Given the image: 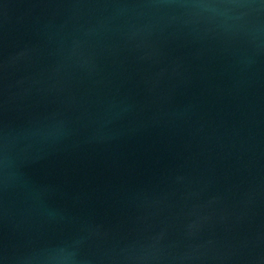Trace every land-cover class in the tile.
Listing matches in <instances>:
<instances>
[{
	"label": "water",
	"instance_id": "1",
	"mask_svg": "<svg viewBox=\"0 0 264 264\" xmlns=\"http://www.w3.org/2000/svg\"><path fill=\"white\" fill-rule=\"evenodd\" d=\"M0 264H264V0H0Z\"/></svg>",
	"mask_w": 264,
	"mask_h": 264
}]
</instances>
